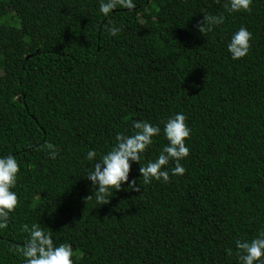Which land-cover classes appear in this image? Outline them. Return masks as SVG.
<instances>
[{"label":"trees","instance_id":"obj_1","mask_svg":"<svg viewBox=\"0 0 264 264\" xmlns=\"http://www.w3.org/2000/svg\"><path fill=\"white\" fill-rule=\"evenodd\" d=\"M223 2L133 0L105 18L98 0H0V155L20 165L0 264H23L32 223L72 245L74 264H237L235 240L264 228V0L243 13ZM205 14L224 23L202 34ZM241 26L251 46L234 62L226 43ZM177 111L192 129L182 176L86 201L89 149ZM166 143L154 137L140 165Z\"/></svg>","mask_w":264,"mask_h":264},{"label":"clouds","instance_id":"obj_2","mask_svg":"<svg viewBox=\"0 0 264 264\" xmlns=\"http://www.w3.org/2000/svg\"><path fill=\"white\" fill-rule=\"evenodd\" d=\"M252 0H224L223 7L228 13L250 11ZM116 8L133 9V0H98V13L109 17ZM223 15H203V23L194 27L202 34L211 31L213 26L224 23ZM112 37H116L121 29L109 23L105 29ZM252 33L244 26L233 31L226 43L227 53L232 61H239L249 54ZM183 112L177 111L163 121V127L147 120H133L132 133H117L115 143L105 153L99 155L89 149L85 159L91 166L84 173L90 182L92 192L86 201H94L97 205L108 204L114 193L127 184L129 191L138 192L142 185L153 182L168 183L170 174L182 176L185 161L190 149L186 141L192 129L186 123ZM163 135L167 143L162 147L155 159L140 165L142 155L153 144V138ZM50 159L57 157L52 144L46 145ZM132 163L139 164V182L129 180ZM172 165L169 167V165ZM20 165L12 154L0 155V230L8 227L10 215L18 205V195L13 189L18 181ZM23 231L27 233L26 242L20 247L23 264H74V249L68 243H55L51 232L39 223L25 224ZM232 254V249L228 250ZM237 264H264V228L250 239L235 240Z\"/></svg>","mask_w":264,"mask_h":264}]
</instances>
